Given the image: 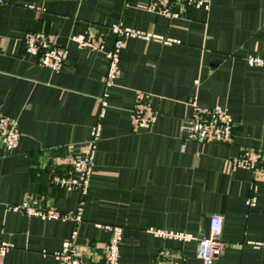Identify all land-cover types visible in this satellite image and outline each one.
<instances>
[{
	"label": "crops",
	"instance_id": "0c3cea01",
	"mask_svg": "<svg viewBox=\"0 0 264 264\" xmlns=\"http://www.w3.org/2000/svg\"><path fill=\"white\" fill-rule=\"evenodd\" d=\"M149 1L0 0V113L15 117L21 133L12 150L0 138V240L10 246L4 264H63L57 253L74 230L87 264H103L110 234L98 224L124 229L119 264H205L195 239L155 231L206 236L215 214L224 221L223 251L211 264H264V249L249 244L264 240V181L233 164L243 150L264 151V70L246 62L264 51V0H211L208 11L193 8L175 19L149 12ZM119 24L178 42L125 39L121 76L107 86L106 52L115 41L108 28ZM37 30L67 48L61 71L24 52L25 34ZM87 30L101 34L102 51L80 50L71 40ZM137 92L158 112L148 128L132 121ZM217 106L233 120L232 141H185L182 126L195 107ZM97 123L101 137L84 197L33 179V153L78 155ZM49 159L41 157V167ZM25 199L61 213L82 204L81 221L9 209Z\"/></svg>",
	"mask_w": 264,
	"mask_h": 264
},
{
	"label": "built area",
	"instance_id": "2783aa9c",
	"mask_svg": "<svg viewBox=\"0 0 264 264\" xmlns=\"http://www.w3.org/2000/svg\"><path fill=\"white\" fill-rule=\"evenodd\" d=\"M211 0H150L147 10L153 14L163 15L169 19L181 17V15L193 8L210 9ZM115 36L112 48L106 52L108 59V72L106 75L107 86L112 85L120 76L122 50L125 39L134 38L144 41H155L163 45H171L178 41L174 38L159 35L152 32L141 31L125 25H112L108 28ZM71 40L76 43L80 50L102 51L104 42L101 34L87 30L83 33L73 35ZM24 52L35 57L39 65L51 71H61L67 62L68 50L63 46L56 36L45 31H29L24 36ZM247 65L252 68L264 70V51L262 55L248 56ZM107 107V95L98 99V117L105 115ZM158 118V112L151 104L149 95L137 92L132 115V121L137 128H148ZM185 141L200 143H230L233 139L234 123L231 117L221 107L203 110L195 107L192 118L182 126ZM21 133L18 121L15 117L0 113V138L8 150L17 147ZM101 137V125L97 123L92 128L91 138L85 144L82 152L78 155L67 156L62 160V165L67 167L64 175L54 174L52 184L76 191L83 197L88 193L91 178L94 172L97 144ZM185 144H183V149ZM236 167L250 170L255 179L264 181V151L243 150L233 161ZM249 205L254 206L255 200L250 199ZM14 212H21L28 216L42 219H60L81 221L82 204L76 212L61 213L56 208H46L39 199H25L22 204L13 205L9 208ZM110 234V239L105 245L106 255L103 264H119L120 245L124 237V229L112 224H98ZM224 221L220 215H212L209 222V233L206 236L194 237L188 233L168 232L156 230L155 234L161 237L174 238L184 241L195 239L197 241L196 253L205 264H211L213 259L220 256L223 251L222 234ZM77 231L74 230L71 237L64 241L63 250L57 253L63 264H87L79 253V246L75 242ZM255 249H264V240L249 242ZM10 246L0 240V264L5 263V258Z\"/></svg>",
	"mask_w": 264,
	"mask_h": 264
},
{
	"label": "trees",
	"instance_id": "16d2710c",
	"mask_svg": "<svg viewBox=\"0 0 264 264\" xmlns=\"http://www.w3.org/2000/svg\"><path fill=\"white\" fill-rule=\"evenodd\" d=\"M49 155L45 167H41L40 158ZM67 156L65 149H52L50 151H40L32 154V176L33 179L41 184L42 187L48 188L52 184V177L54 174L64 175L67 172V167L55 164L56 158H63ZM53 173V175H52Z\"/></svg>",
	"mask_w": 264,
	"mask_h": 264
}]
</instances>
